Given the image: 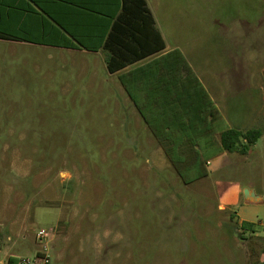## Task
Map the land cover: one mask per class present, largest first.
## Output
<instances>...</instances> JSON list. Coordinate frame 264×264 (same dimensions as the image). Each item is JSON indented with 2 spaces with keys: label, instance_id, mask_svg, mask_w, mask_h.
Returning <instances> with one entry per match:
<instances>
[{
  "label": "rangeland",
  "instance_id": "374dc122",
  "mask_svg": "<svg viewBox=\"0 0 264 264\" xmlns=\"http://www.w3.org/2000/svg\"><path fill=\"white\" fill-rule=\"evenodd\" d=\"M148 3L223 118L198 150L188 140L179 149L213 172L186 185L167 154L172 142L100 81L101 65L88 81L51 51L0 41V264L45 251L50 264L263 261L264 0ZM229 128L262 135L246 154L226 152L221 169L212 156ZM227 187L238 197L221 211ZM246 190L261 200L246 202Z\"/></svg>",
  "mask_w": 264,
  "mask_h": 264
},
{
  "label": "crops",
  "instance_id": "0c3cea01",
  "mask_svg": "<svg viewBox=\"0 0 264 264\" xmlns=\"http://www.w3.org/2000/svg\"><path fill=\"white\" fill-rule=\"evenodd\" d=\"M146 2L155 19L156 26L161 32L165 42V49L115 73L108 71L107 60L114 54L105 45L107 36L112 30V25L121 13L122 0H0V27L10 26L18 29L25 24L26 20H31V17L28 19V13L22 11L32 9L44 14L41 10L46 9L47 14L59 23V25L54 23L61 29V33H54V35H57L55 41L62 43L63 46L39 45L19 40L0 39V41L8 42L10 49L14 52L23 50V47H38L42 51H51V58L59 57L62 62L64 61L67 64V67L74 70L77 69L78 73L84 75L90 74L88 81L98 74L97 66L101 65V73L105 74L100 78V81L103 84H112V89L122 90L127 99L137 109L142 121L147 124L150 132L156 137L155 133L157 132L163 139H168V133L177 136L184 130L191 132L194 128L193 124L199 129L201 117L199 105L200 103L203 104V107L206 105L207 108L203 114V130L205 132L196 143H191L198 150L199 142L210 136L209 134H214L217 125H222L220 121L223 118L219 119V116L217 117L214 113L215 101L209 90L202 83L207 97H203L202 101H200V97L194 96L193 87L196 86L190 74H187L188 72L183 67L184 60L189 67L191 66L186 52L176 46V44H168L167 38L160 29L148 0ZM175 50H178L182 56H169V53ZM191 71L194 73L192 68ZM195 76L197 75L195 74ZM126 88L136 93L138 104L142 106L148 121L150 120L152 125H149L147 119L141 116L139 109L136 107L137 105L126 92ZM210 101L213 108L210 106ZM194 116L197 118L196 120ZM205 126L208 127L206 128ZM186 139L183 144L178 146L179 149L186 145ZM204 146L209 147V144ZM223 151H218L212 156L217 158L221 169L226 167V160H228L227 153ZM211 158L207 163L212 167ZM212 172L213 169L208 171V174L210 175ZM222 192L231 196L229 203L221 202L219 206V210L224 211L227 205L231 206L236 203L238 195L228 187L224 188ZM251 192L255 195L253 191ZM255 199L261 200L257 196L250 200H245L248 203H256L254 202ZM239 221L241 224L246 223L245 220L240 218ZM247 224L250 229H253L251 224ZM10 257L14 256L9 255L8 259ZM7 260L5 259L1 264H7Z\"/></svg>",
  "mask_w": 264,
  "mask_h": 264
},
{
  "label": "trees",
  "instance_id": "16d2710c",
  "mask_svg": "<svg viewBox=\"0 0 264 264\" xmlns=\"http://www.w3.org/2000/svg\"><path fill=\"white\" fill-rule=\"evenodd\" d=\"M41 11L49 16L46 9ZM22 12L28 13V19L31 17V20H26L25 24L21 25L18 29L10 26L0 27L1 40H19L39 45L63 46L62 43L55 41L57 35H54V33H61V29L54 24L56 23L59 25L56 19L50 16L46 17L44 14L32 9H29L28 11L24 10ZM32 18H34V20H32ZM61 28L63 27L61 26ZM105 47L114 54L107 60V67L110 73L122 70L129 65L147 59L149 56L165 49V42L161 32L156 26L155 19L147 6L146 0H122L121 13L112 25V30L107 36ZM174 55L182 56L178 50L169 53V56ZM183 67L184 70L190 74V77L196 86L193 87L194 96L197 95L200 97V101H202L203 97H207L205 89L198 78L193 75L194 73L191 71V68L187 65L185 60L183 61ZM171 68L173 67L171 66ZM126 92L137 105L136 107L139 109L141 116L147 119L144 109L138 104L136 93L129 88H126ZM210 106L213 108L211 101ZM199 107L201 113L199 129L193 124L194 128L191 132L184 130L177 136L168 133V139L160 137L158 132L155 133L157 138L172 142L174 147L167 150V154L176 166L178 175L186 185L208 176V171L204 168L202 158L199 154H197L194 162L188 163L185 157L180 155L178 151V146L185 142V138H187L186 141L188 140L196 143L199 137L205 132L203 130V114L207 106L205 105L203 107V104L200 103ZM194 119L196 120L197 118L194 116ZM148 123L149 125H152L150 120ZM205 127L207 128L208 126ZM261 135L262 133L260 130H249L244 132L236 128L228 129L220 135L221 148L225 152L231 154L237 152L246 154L251 147L256 144ZM179 163L184 164V166L178 165ZM248 226L247 223L242 224V228L246 229ZM7 264H17V258L10 257Z\"/></svg>",
  "mask_w": 264,
  "mask_h": 264
},
{
  "label": "built area",
  "instance_id": "2783aa9c",
  "mask_svg": "<svg viewBox=\"0 0 264 264\" xmlns=\"http://www.w3.org/2000/svg\"><path fill=\"white\" fill-rule=\"evenodd\" d=\"M46 237H47V233L44 230L38 231L37 239L43 240ZM40 254H42L41 257H38V255H36V257L34 259L17 258V264H50L49 254L46 251L44 253H40ZM261 264H264V259L261 262Z\"/></svg>",
  "mask_w": 264,
  "mask_h": 264
},
{
  "label": "water",
  "instance_id": "95a60500",
  "mask_svg": "<svg viewBox=\"0 0 264 264\" xmlns=\"http://www.w3.org/2000/svg\"><path fill=\"white\" fill-rule=\"evenodd\" d=\"M255 198L256 196L249 190L245 191V199L250 200L251 198Z\"/></svg>",
  "mask_w": 264,
  "mask_h": 264
}]
</instances>
